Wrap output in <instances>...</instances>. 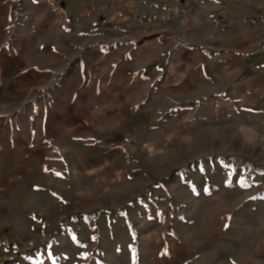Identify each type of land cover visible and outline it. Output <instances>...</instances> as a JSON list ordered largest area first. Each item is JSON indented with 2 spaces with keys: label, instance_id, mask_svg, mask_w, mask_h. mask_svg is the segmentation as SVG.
I'll return each mask as SVG.
<instances>
[{
  "label": "rangeland",
  "instance_id": "1",
  "mask_svg": "<svg viewBox=\"0 0 264 264\" xmlns=\"http://www.w3.org/2000/svg\"><path fill=\"white\" fill-rule=\"evenodd\" d=\"M189 7L0 0V264H264V93L170 68Z\"/></svg>",
  "mask_w": 264,
  "mask_h": 264
},
{
  "label": "crops",
  "instance_id": "2",
  "mask_svg": "<svg viewBox=\"0 0 264 264\" xmlns=\"http://www.w3.org/2000/svg\"><path fill=\"white\" fill-rule=\"evenodd\" d=\"M180 1H189L190 4L186 26L190 29L197 28L198 20L204 18L207 34L198 40L189 30L190 35L181 36L180 41L174 40V44L181 49L176 51L177 56L170 63V68L194 69V72H189L188 78L190 85L195 86V89L198 85H218L223 89L221 96H251V99L261 96L264 93V80L261 78L264 73V3L259 0ZM173 32L175 37H180L177 28ZM186 37L190 40L183 43L181 39ZM209 37L219 38L223 43L220 47H212L207 41ZM167 46L172 47L173 44L167 43ZM167 46L166 51L169 50ZM187 47L191 58L189 62L186 58L181 59L182 54H187ZM213 49L219 51H215L214 57H211L208 53ZM124 114L128 116L127 112ZM6 147L5 128L0 127V170L5 162L3 151ZM17 153L20 156V147H17ZM16 188H21L20 179L15 178L14 174H0L1 224L7 217L11 218L10 215L20 211V197L16 205L14 194ZM1 224L0 228H3Z\"/></svg>",
  "mask_w": 264,
  "mask_h": 264
},
{
  "label": "trees",
  "instance_id": "3",
  "mask_svg": "<svg viewBox=\"0 0 264 264\" xmlns=\"http://www.w3.org/2000/svg\"><path fill=\"white\" fill-rule=\"evenodd\" d=\"M223 158H225V159H229L230 157H232V156H230V155H225V156H222Z\"/></svg>",
  "mask_w": 264,
  "mask_h": 264
}]
</instances>
